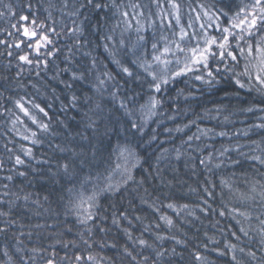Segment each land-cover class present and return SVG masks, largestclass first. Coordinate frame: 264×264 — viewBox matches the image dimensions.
Listing matches in <instances>:
<instances>
[{
    "label": "snow or ice",
    "instance_id": "obj_1",
    "mask_svg": "<svg viewBox=\"0 0 264 264\" xmlns=\"http://www.w3.org/2000/svg\"><path fill=\"white\" fill-rule=\"evenodd\" d=\"M218 3L219 6L216 3L210 6L198 4L197 8L189 6L196 13V24L190 19L186 26L181 22L182 6L178 0H43L40 4L46 13L43 20L34 11L32 0L18 5V17L12 5H5L10 19L16 18L11 28L26 38L12 43L0 39V45L5 48L0 55L6 54L17 61V75H22L26 67L30 71L35 70L37 76L42 71L46 72L59 58L62 50L58 45L63 37L71 41L63 57L66 66L59 68L56 65L59 71L53 78L59 77L60 73L70 72L71 82L61 81L65 87L72 89L77 82L88 84L91 94L86 93L81 97L72 93L69 100L72 107H76L81 100L87 105L88 110L84 113L87 122L83 132H75L70 139L66 137L69 139L67 145H56V151L62 155L55 162V171L49 169L53 177H60L64 181L60 183L57 180L60 186L59 210L44 207L38 198H33L32 193L25 192L22 187L18 191L10 187L15 180L12 173L25 177L26 172L19 169L30 167L22 157L34 159V152L33 147L24 144H20L18 149L9 147V144H15L12 140L3 145L7 162L12 166L7 167L6 174L0 175V181L3 182L0 183V235L7 237L10 230L17 226L21 230L18 234L12 233L15 241L13 245L0 246V264H118V261L119 264H173L175 258L183 259L182 249L187 247L185 240L156 232L152 233L154 239L149 242L143 235L135 237L127 228L123 229L127 242L117 251L116 257L101 255L100 252L105 248H116L115 243H108L105 239L110 229L105 227L108 217L104 213L108 209L102 207V200H111L116 196L122 198L130 186L133 190L143 187L148 177L163 182L159 162L167 159L169 150L164 149L156 157L155 166L149 164L145 168L147 161L138 154L130 139L135 135H145L147 125L160 114L163 108L162 94L170 85L182 81L186 87L190 82L213 87L222 80L231 82L233 90L225 91L224 98L217 106L205 112L210 118L218 119L223 115L222 122L225 124L234 122L230 118L238 113H264V106H261L264 105V0H218ZM153 7L155 12L152 11ZM4 16L5 13L0 11V18ZM157 28L160 30L159 36ZM90 29L99 41H103L96 47H102L107 58L116 66L115 75L108 70L107 65L101 70L97 58L89 50L92 41L87 38V33ZM165 29L170 35L164 33ZM13 35V32H8V36ZM12 49L16 50L15 55ZM77 53L90 58V62L74 70L73 57ZM89 76H92L94 82H89ZM253 93L259 98V104L240 99L242 95ZM145 94L147 98L141 103ZM177 96H185L183 88L177 90ZM192 96L193 93L189 91L185 99ZM233 98L240 105L235 111L231 107ZM22 100L15 101V107L37 130L25 127L21 134L16 125L24 121L12 113L15 118L9 131L14 130L21 140L32 146L41 145L43 141L40 133H48L50 123L38 120ZM32 108L44 117L49 116L39 104L33 103ZM212 112L216 113L215 117H211ZM257 120L258 123L244 128L242 133H235L249 137L253 130L259 131L261 138L253 139L247 145L253 154L240 151L246 145H222L217 150V159L227 157L232 165L240 164V160L229 155L235 151L245 161L258 166V171L264 169V115L257 116ZM194 123L191 121L183 127L177 126L174 131L182 132ZM85 132H90V135ZM210 135L228 137L229 133L223 130L215 132L211 128L201 129L197 125V133L188 136L183 143L191 145L193 140ZM77 137L80 142L73 143ZM101 138L108 141L115 138L114 146L106 148V156L99 148ZM155 139L156 136L152 135L149 142ZM174 151L177 160L185 154L179 147ZM212 160L213 155L209 153L206 159L201 157L199 163L207 168ZM37 163L47 164L48 161L38 160ZM104 163L107 166L102 171L100 166L96 167L95 172L92 171L93 165ZM222 163L221 160L215 167H220ZM6 166L5 159L0 158V173L5 172ZM137 169L144 173L140 179L134 174ZM260 174L264 176V172ZM205 183L211 182L206 180ZM221 183L227 184L226 181ZM213 190L214 185L212 188L204 187L206 198L202 199V203L206 209L201 208L202 212L215 211L209 203ZM144 192L147 194L148 189L145 188ZM21 200L25 204L30 201L57 218L63 215L65 220L60 225L49 224L47 221L36 223L33 226L37 230L36 239L33 241V231L30 229L25 233V225H18L12 218L13 208ZM43 200L48 202L49 196L45 195ZM238 200L241 207L229 209L236 230L225 233L230 239L225 240L222 247L209 249V245H220L221 241L207 237V243L202 245L204 252L191 253L197 264H214L205 254L209 251L215 252L217 257H229L230 264H264V184L253 182L247 191L239 193ZM141 202L147 203L143 199ZM149 207L155 206L149 204ZM167 207L176 211L177 216L189 208L187 204L174 203L167 204ZM35 214L41 215L40 212ZM218 215L223 217L226 212L220 211ZM69 217H74L71 225ZM122 219L132 223L126 210L118 214L112 212L113 225L119 227ZM136 220H140V217L137 216ZM160 220L169 230L175 227L173 219L166 215H161ZM156 228H160V225L157 224ZM143 231L150 232V228L145 226ZM97 232L103 235L97 238ZM25 235L27 242L22 239ZM165 240L174 241L175 246L170 250L163 247ZM177 246L181 251H178ZM200 247L197 245V248Z\"/></svg>",
    "mask_w": 264,
    "mask_h": 264
},
{
    "label": "trees",
    "instance_id": "obj_2",
    "mask_svg": "<svg viewBox=\"0 0 264 264\" xmlns=\"http://www.w3.org/2000/svg\"><path fill=\"white\" fill-rule=\"evenodd\" d=\"M26 0H2L0 3V11L5 13V16L0 18V39H7L10 43L18 39H26L16 33L11 28V23L16 22V18L10 19V14L7 11L5 5H12L13 10L16 12L17 17L20 14L18 5H22ZM43 0H32L34 11L38 15L40 20H43L46 16L40 4ZM181 4V22L186 26L191 19L194 24L195 12L191 11V8H197L198 4L212 5L216 3L219 6L218 0H178ZM191 6V8L189 7ZM155 12V8L152 9ZM54 15L58 14L54 13ZM196 30L198 31V25ZM192 31V30H190ZM8 32H13V36H8ZM166 35H170L167 29L164 30ZM160 30L157 28V36H159ZM87 38L92 41L90 49L99 62L101 70L104 65H107L108 70L116 74V66L111 63L107 58V53L104 52L102 47H96V45L102 44L103 41L97 39V35L90 29L87 33ZM118 38V37H117ZM70 40H65L63 37L59 40V47L61 53L59 58L54 61L53 66L44 72L42 71L39 76L36 75L35 70H29L27 67L22 75L18 76V69L16 67L17 61L14 58L5 55H0V158L5 159L6 168L5 172L0 173L4 175L7 172V167L12 165L7 162V153L3 145L9 140L15 141V144H9V147L15 149L19 148L20 144H24L26 147H33L34 159L29 160L27 157H22L26 160V164L30 167H20L19 170L25 171V177L12 175L15 177L13 184L10 187L14 191H18L21 187L25 192H31L33 198H38L44 207L51 208L53 210L60 209V183H64L60 177H53L49 169L55 171V162L61 158V153L56 151V145H67L71 136L77 131H84V125L87 119L84 115L87 112V105L83 103V100L76 106L72 107L69 104L70 97L73 92L83 97L86 93L91 94L88 84L77 82L72 89L65 87V84L61 81H70L71 73H60L59 77L53 78L54 74L59 71V68L65 67L63 62L64 55L67 54V45L70 44ZM5 48L0 45V52H4ZM15 55V49H12ZM73 69H77L78 66L82 67L88 65L90 58L84 57L81 53H77L74 57ZM11 61V63H10ZM59 65V68L56 67ZM137 71V69H133ZM89 82H94L92 76H89ZM118 80H121L117 76ZM123 83V80H121ZM233 85L228 81H221L219 84L209 87L208 85H201L199 82H190L189 86L181 81L177 84L170 85L169 89L163 93V108L160 110V114L153 117L150 123L145 128V135L140 137L135 135L130 139L132 145L136 148L138 154L147 161L144 167L147 168L149 164L155 166L156 157L164 149H168L167 159L159 162V167L162 170L161 179H153L148 177L143 187L137 190H133L130 186L125 195L113 197L111 200L103 199L102 207L107 208V212L104 213L108 217L105 227L110 229L105 237L108 243H115L116 248H105L100 254L116 257L117 251L127 242V238L123 232V229L127 228L133 232L135 237L143 235L144 238L152 242L154 239L152 233L159 232L161 235H175L179 239H183L187 243V247L183 248V259L179 257L175 258L173 264H197L192 258L191 253L195 251L204 252L202 245L207 243V237H214L216 240L221 241L220 245H209V249L213 247H222L225 240L230 239V236L225 235L230 230H236L235 220L232 219V213L229 209L233 207H241V203L238 200L240 192L247 191L253 182H260L264 184V176L260 173L264 172V169L257 170L258 166H254L251 162L245 161L243 156L233 151L229 155L233 159L241 161L240 164L232 165L231 161L227 157H218V151L221 146H232L237 143L246 145L241 148V152L253 154L250 151V141L253 139L259 140L261 134L258 130H253L249 137H244L242 134L236 135L238 131L242 133L244 128L249 125L258 123L257 116L264 115V113H249L232 116L230 123H223V115L217 118H210L205 115L207 109H214L217 103L224 98L225 91L231 92ZM183 88L185 96L189 91L193 93V96L189 99H185V96H177V90ZM199 89V90H197ZM107 95V94H105ZM23 100L25 106L32 112L33 115L46 123H50V129L48 133H40V137L43 141L41 145L32 146L27 141L21 140L20 136L15 131H9L12 129V120L15 118L12 113L21 117L24 121L23 124H17L16 128L20 133H24V128L29 127L32 130H37L36 126L24 117L23 114L15 107V101ZM147 98L146 94L141 103ZM241 100H245L248 103L255 101L259 104V98L252 95H242ZM39 104L44 107L49 113L48 117H44L38 110L32 108V104ZM227 103V100H225ZM264 106V105H261ZM231 107L235 111L240 107L233 98ZM9 110V111H6ZM175 117L170 119V117ZM216 113L212 112L211 117H215ZM63 121V123H61ZM195 121L188 128H184L182 132H176L174 129L177 126L183 127L189 122ZM197 125L201 129L211 128L215 132L226 131L229 133L228 137L209 136L201 137L200 140H193L191 145L183 143L187 140L188 136L197 133ZM165 129H173L172 132H167ZM86 135H90V132H85ZM155 135L156 139L149 142V138ZM68 137L69 139H66ZM73 143H78L79 137L76 138ZM115 138L111 141L101 138L99 141V148L104 155H107L105 151L109 146H114ZM180 148L182 153L179 160L175 158V149ZM195 150V151H193ZM202 150V151H201ZM209 153H212L213 160L211 164L204 165L199 163L201 157L207 158ZM22 155V154H21ZM191 157V158H190ZM47 160L48 163H37V161ZM223 161L220 167H215L217 163ZM100 166V170H103L106 163L92 166V171L95 172L96 167ZM35 169V171H33ZM210 169V170H209ZM87 171V169H85ZM134 174L137 179H140L144 173L140 169L135 170ZM155 176V171H153ZM210 181V184L205 182ZM221 181H226V185H222ZM0 183H3L0 181ZM214 185L213 196L209 199V203L212 204L215 211L206 210L202 212L200 209L205 208L206 205L202 203L204 196V187L212 188ZM148 189V193L144 192V189ZM195 189V191H192ZM231 189V191H230ZM49 196V201L44 202L43 197ZM146 200L147 203L141 201ZM174 203L176 205L187 204L189 208L180 212L177 216L176 211L169 209L167 204ZM149 204H154L155 207H149ZM114 205V207H113ZM253 207H259V205H253ZM6 210V206H5ZM126 210L131 224L127 220H121L119 227L112 224L111 215L113 211L117 214L120 211ZM220 211H225L226 215L221 217L218 215ZM40 212L41 215L37 216L35 213ZM191 212L189 215L188 213ZM161 215H166L173 219L175 227L169 230L162 220ZM139 216L140 220H136ZM12 218L18 222V225H25L23 231L27 233L30 229L33 231V241H35V232L37 231L33 226L36 223H44L47 221L49 224L56 223L61 224L65 220L63 215L58 218L50 212H44L43 208H37L36 205L30 201L25 204L23 200L17 203V206L13 208ZM69 225L74 222V217L68 218ZM159 224L160 228H156ZM145 226L150 228V232H144ZM21 229L17 226L8 233L7 237L0 235V246L8 244L13 245L15 241L12 239V233H19ZM207 234V235H206ZM101 233L97 232V238ZM71 234H69V237ZM25 242L28 241L27 235L22 237ZM197 245H201L197 248ZM175 246L174 241L165 240L163 247L169 250ZM178 251H181L177 246ZM208 258L214 261V264H230L229 257H217L215 252L209 251L205 253ZM119 264V261H118Z\"/></svg>",
    "mask_w": 264,
    "mask_h": 264
}]
</instances>
